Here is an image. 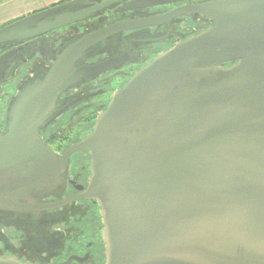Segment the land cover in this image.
I'll list each match as a JSON object with an SVG mask.
<instances>
[{"label": "water", "instance_id": "95a60500", "mask_svg": "<svg viewBox=\"0 0 264 264\" xmlns=\"http://www.w3.org/2000/svg\"><path fill=\"white\" fill-rule=\"evenodd\" d=\"M78 2L0 27V43L82 18L76 12L32 26ZM179 15L211 24L141 64L111 93L90 131L63 153L54 151L41 131L75 102L67 106L60 95L108 64L76 65L86 49ZM79 149L89 155L79 196L98 205L104 264H264V0L186 2L64 47L10 102L0 129V214L40 220L42 211L75 198L38 201L61 191L68 157ZM0 264L38 263L7 256Z\"/></svg>", "mask_w": 264, "mask_h": 264}, {"label": "flooded vegetation", "instance_id": "af4514ba", "mask_svg": "<svg viewBox=\"0 0 264 264\" xmlns=\"http://www.w3.org/2000/svg\"><path fill=\"white\" fill-rule=\"evenodd\" d=\"M67 1L69 0H55L26 15ZM200 1L203 0H79L78 5L42 17L32 26L44 20L62 21L76 12H80L82 18L38 35L0 43V57L6 55L0 61V100H4L5 111L4 117H0V129H6L7 111L16 90L26 81L41 76L56 54L83 34L128 19L164 14L186 2ZM153 2L157 4L128 8L131 4ZM24 16L7 21L0 27ZM188 24L196 25L191 32L189 29L183 32L182 28ZM210 24L205 18L179 15L160 24L119 31L88 47L76 65L103 61H108V64L92 77L76 83L60 95L67 106L69 102H75L42 129L43 139L48 141L54 151H66L90 131L97 112L106 104L116 87L135 69L176 40ZM20 72L23 80L17 86H5ZM116 74L122 78L113 84L111 80ZM81 111L87 113L79 121L77 117ZM82 123H88L86 131H81L80 128L72 137L65 136V133L71 132L74 127L79 128ZM60 128L63 129L59 131ZM88 177V151L76 150L68 157L64 187L58 194L38 201L75 198L56 208L42 211L40 220H33L31 214L25 213L24 218L19 221L13 219L11 212L0 214V257L14 256L22 261L38 264H104L98 205L91 198L79 196L86 189Z\"/></svg>", "mask_w": 264, "mask_h": 264}, {"label": "rangeland", "instance_id": "374dc122", "mask_svg": "<svg viewBox=\"0 0 264 264\" xmlns=\"http://www.w3.org/2000/svg\"><path fill=\"white\" fill-rule=\"evenodd\" d=\"M55 0H1L0 1V25H2L3 23L13 20L15 18H18L20 16H24L28 13H30L33 10L39 9L43 6H46L47 4L53 2ZM197 24V23H196ZM195 24V25H196ZM195 25L193 24L191 26V24H188V26L183 27V32L187 29L190 30L193 27H195ZM181 29V30H182ZM195 32V31H194ZM20 74H22L21 72L17 75V77H14L13 79L9 80L5 86H10V87H14L15 85L17 86L22 80H23V76L20 77ZM122 76L121 75H114L112 77V83L116 84L119 81H121ZM109 81V82H111ZM117 88V87H116ZM84 113H87V111H81L77 117V120L81 121L85 116ZM5 111H4V100H0V117H4ZM85 124V123H84ZM83 123L80 125V127H74L71 129V132H67L65 133V136L69 135V137H72L73 133L78 129H80L81 131H86L87 130V126L88 123H86L84 125ZM65 128V127H64ZM63 128H60V130H62ZM70 129V127H69ZM65 132V130L63 131ZM68 137V136H67ZM103 242V241H102Z\"/></svg>", "mask_w": 264, "mask_h": 264}, {"label": "trees", "instance_id": "16d2710c", "mask_svg": "<svg viewBox=\"0 0 264 264\" xmlns=\"http://www.w3.org/2000/svg\"><path fill=\"white\" fill-rule=\"evenodd\" d=\"M1 1V0H0Z\"/></svg>", "mask_w": 264, "mask_h": 264}]
</instances>
